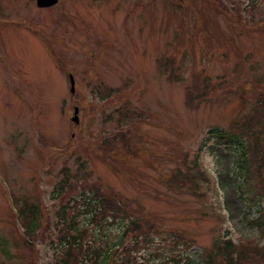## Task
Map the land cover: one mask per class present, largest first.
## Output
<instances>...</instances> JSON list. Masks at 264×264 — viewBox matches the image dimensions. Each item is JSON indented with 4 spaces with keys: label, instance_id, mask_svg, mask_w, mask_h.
Wrapping results in <instances>:
<instances>
[{
    "label": "rangeland",
    "instance_id": "rangeland-1",
    "mask_svg": "<svg viewBox=\"0 0 264 264\" xmlns=\"http://www.w3.org/2000/svg\"><path fill=\"white\" fill-rule=\"evenodd\" d=\"M247 5L0 0V264H52L48 246L28 251L14 215L27 198L52 223L60 204L49 198L65 172L64 202L97 238L119 241L127 221L104 223L102 232L88 223L93 186L164 230L132 252L136 264H200L223 236L263 243L248 223L257 206L243 208L237 197L231 155L200 148L210 129L264 99L263 0ZM184 158L201 171L189 193L165 183L185 169Z\"/></svg>",
    "mask_w": 264,
    "mask_h": 264
},
{
    "label": "trees",
    "instance_id": "trees-1",
    "mask_svg": "<svg viewBox=\"0 0 264 264\" xmlns=\"http://www.w3.org/2000/svg\"><path fill=\"white\" fill-rule=\"evenodd\" d=\"M258 1L247 0V6L254 8ZM247 17L251 18L250 15ZM167 61L171 64L170 59ZM118 139L113 137L110 144H114ZM203 147H207L212 153L215 148H220L231 155V167L238 193L236 195L243 208L249 209L254 204L257 206V216L248 223L257 230L263 243L251 241L234 243L231 237L223 236L212 244L208 251L203 252L200 264H264V99L259 97L248 115L230 126L224 129L218 127L210 129L208 136L201 142L200 148ZM185 161L184 158L185 169L177 168L165 183L169 187L175 186L189 193L194 178L201 175V171L195 173V168L187 166ZM67 190H70V182L65 172L64 177L54 185L52 196L49 198L50 201L53 199L60 204L54 213L52 223L49 212L41 204L28 203L27 198L20 200L21 205L14 215L23 229V242L28 251L41 244L48 246L53 253L52 264H136L137 258L134 260L131 258L132 252L138 249V246L145 245L148 237L164 234V230H158V226L156 227L150 220L140 221L138 218H131L128 209L124 204H118L114 195L106 193L104 195L98 186H93L92 196L95 203L85 201L88 208L84 213L91 214L88 223L91 225L93 222V225L99 227V232H102L104 223H113L112 221L118 217L127 221L119 241L115 243L110 241L106 233L97 238L91 231L89 233L88 227L91 226L77 220L76 206L70 207L64 202ZM84 194L82 186L78 193L82 201ZM68 200L77 201L74 196ZM14 202L18 203L17 200ZM177 240L185 250L192 245L190 240ZM171 261L178 262L174 258H171Z\"/></svg>",
    "mask_w": 264,
    "mask_h": 264
},
{
    "label": "water",
    "instance_id": "water-1",
    "mask_svg": "<svg viewBox=\"0 0 264 264\" xmlns=\"http://www.w3.org/2000/svg\"><path fill=\"white\" fill-rule=\"evenodd\" d=\"M57 2V0H36V4L39 6V7H47L49 5H54L55 3ZM70 85H71V92L74 91V81H73V78L70 76ZM77 112H78V109L75 108L74 109V117L71 119L74 123H77Z\"/></svg>",
    "mask_w": 264,
    "mask_h": 264
}]
</instances>
